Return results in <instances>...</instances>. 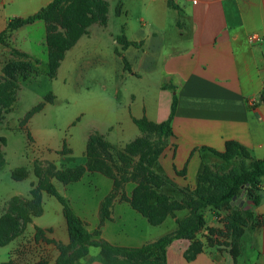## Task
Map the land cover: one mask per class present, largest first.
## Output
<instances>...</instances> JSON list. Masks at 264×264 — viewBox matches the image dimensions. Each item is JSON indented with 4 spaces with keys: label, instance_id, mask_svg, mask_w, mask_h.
Masks as SVG:
<instances>
[{
    "label": "crops",
    "instance_id": "obj_1",
    "mask_svg": "<svg viewBox=\"0 0 264 264\" xmlns=\"http://www.w3.org/2000/svg\"><path fill=\"white\" fill-rule=\"evenodd\" d=\"M53 1L0 0V33L10 20L32 16ZM171 1L109 0L107 25L90 28L66 52L55 78L59 77L67 58L72 66L78 63L85 69L98 62L117 61L110 66L112 80L117 85L116 93L112 100L108 98L110 108H100L107 120L101 126L93 123L81 137L78 145L81 155L76 165H70L74 160L72 144L55 157L52 153L50 157H44L45 160L57 165L58 169L85 165L88 141L94 131L113 146L125 147L142 136L135 120L146 118L161 123L170 118L174 95L177 96V106L171 121L173 135L157 163L158 171L173 183L194 186L207 159L211 158V153L202 149L224 152L228 141L243 145L254 159H264V0ZM136 9L139 12L133 15ZM35 25L41 26V20ZM252 35L260 39L252 40ZM121 36L130 44L121 43L118 39ZM93 38L98 43L90 45ZM107 42L112 45L111 50ZM103 77L99 84L103 90H108L112 81ZM127 78L135 80L133 89L125 92L127 88L124 87L122 93L123 81ZM43 96V93L38 95V103ZM56 99L54 94V101L46 103L29 119L27 129L31 131L28 138L31 145L51 148L42 140L40 129L48 106ZM92 103L88 110L98 114L99 106L95 101ZM128 133L133 138L126 143L124 138ZM86 180L95 185L93 189L79 186ZM53 183L85 222L88 231H98L96 239L126 248H139L159 239L154 237L152 230L156 226L122 199V194L129 198L132 193L124 188L110 207V217L101 220L102 202L114 187L110 177L87 172L77 182ZM261 186L263 190L264 180ZM260 194L259 205H250L253 218L245 227L242 237L244 251L237 264H264V190ZM15 195L26 196L18 192L10 198ZM50 197L53 196L43 193L44 212L34 217L32 223L35 229L43 230L40 240L35 233L38 243L52 244L57 248L52 257L56 261L60 255L57 245H67L70 239L62 205L55 197L59 204ZM257 218L263 219V223L259 224ZM189 245L186 239L172 242L167 248L168 264H236L233 258L225 260L208 250L188 261L184 253ZM92 248L98 250L93 251L92 259L86 264H109L98 247L90 248V257ZM119 259L117 264H131L126 258ZM137 264L156 262L146 260Z\"/></svg>",
    "mask_w": 264,
    "mask_h": 264
},
{
    "label": "trees",
    "instance_id": "obj_2",
    "mask_svg": "<svg viewBox=\"0 0 264 264\" xmlns=\"http://www.w3.org/2000/svg\"><path fill=\"white\" fill-rule=\"evenodd\" d=\"M67 2L71 4L65 8L64 3ZM108 9L109 3L106 0H54L32 16L10 20L6 29L0 33V44L3 43L8 31L43 20L47 25L50 77L55 78L66 52L86 34L87 28L96 22L103 25L108 23ZM118 39L126 46L130 44L124 36ZM8 75L14 77L13 73H8ZM52 101L54 97L52 100L47 99L39 103L30 110L28 118L41 111L46 103ZM176 106L177 96L174 95L171 116L164 122L155 123L146 118L135 120L142 136L123 148L113 146L104 136L94 131L88 141L85 165L58 169L51 164L46 170L39 169L36 165L34 175L39 179V183L30 190L31 197L13 196L0 217V246L13 241L29 223H32L34 217L43 214L42 196L44 192L55 197L62 205L70 239L67 245H57L60 255L54 264H73L86 257L91 247H98L102 257L109 264H114L120 257L126 258L131 264L146 260H153L156 264H168V246L175 240H195V235L204 226L206 209H220L226 205L229 206L234 197L238 198L248 192L252 197V203L259 205L260 193L263 191L261 185L264 180V159H254L247 148L235 141H228L224 152L210 148H204L202 151L207 150L225 162L236 161L243 164L249 161L250 164L247 167L236 169L228 174H220V172H211L207 165H204L197 179L198 187L195 194L188 196L184 201H177L162 191L165 186L173 188L175 186L169 178L158 171L157 163L168 145L169 137L173 135L171 121ZM152 135L156 136L157 142H153ZM1 143L6 144L5 138H2ZM4 163L0 146V170ZM20 169L23 171L22 176L17 175ZM24 169L22 167L15 169L12 177L15 180L25 179L27 171ZM87 172H99L110 177L114 182L112 193L102 202V221L110 217V207L114 199L129 182L134 183L135 188L129 198L122 194V199L127 200L151 225L162 224L168 217L183 208L188 207L191 211L190 215L184 220H178V229L175 232L139 248L114 246L105 240L96 239L98 231L95 233L88 231L85 222L76 214L69 201L60 194L51 181V178H55L63 184H69L79 181ZM44 174H48L49 177L43 178ZM247 213L253 218L252 212ZM257 221L259 224L263 223V219L257 218ZM236 225L234 222L230 224L233 236L243 231ZM42 235L43 230L36 227V238ZM201 248L200 243L195 241L185 251V258L188 261L193 260L201 252ZM233 255L236 254L233 253Z\"/></svg>",
    "mask_w": 264,
    "mask_h": 264
},
{
    "label": "rangeland",
    "instance_id": "obj_3",
    "mask_svg": "<svg viewBox=\"0 0 264 264\" xmlns=\"http://www.w3.org/2000/svg\"><path fill=\"white\" fill-rule=\"evenodd\" d=\"M106 1L109 3V0ZM70 4L64 3L65 8ZM135 12L137 13L139 10H133V15ZM41 22V26H36L35 22L8 31L3 43L0 44V146L4 160L6 155L5 163L0 170V217L5 212L12 195L20 192L26 195L23 196L24 198L31 197L30 190L38 186L39 183V179L34 176L35 166L46 170L53 164L45 160L44 157H50L51 153L55 157V154H59L65 147L70 148L72 144L74 160L70 161V165L78 163L81 155V150L78 148L81 137L90 130L93 123L101 126L102 122L107 120L100 108H110L107 106L109 104L107 103L108 98L112 100L113 94L116 93L117 85L115 80H112L110 66L117 61L113 63L111 61L109 64H106L105 61L98 62L92 68L85 69L81 68L78 63L76 64L77 67L76 65L72 66L67 58L61 67L59 77L51 78L48 67L47 25L43 20ZM106 25L100 22L93 23L87 28L86 34L92 27ZM97 43V40L93 38L89 44ZM107 47L110 50L113 48L110 42H107ZM110 50L109 52H111ZM80 64L83 65L82 62ZM8 73H13L14 77H10ZM103 76L109 77L112 81L108 90H103L102 85L99 84V81L104 78ZM133 81H135L133 78L125 79L121 92L123 93L124 87L127 88L125 92H131ZM42 93L44 96L39 103L47 99L52 100L54 94L57 97L55 102L48 106L44 118L45 122L40 129L43 136L42 140L51 147L50 149L33 146L28 141L29 133H31L30 129H27V123L30 119L28 114L39 104L38 95ZM101 95L105 96L101 97ZM92 101H95L96 106H99L98 114L88 110L89 105L93 104ZM111 102V108L114 109L115 106ZM3 136L8 139V143L5 145L1 143L2 138H5ZM132 138L133 135L128 133L124 141L128 143ZM151 139L153 142L158 141L154 135ZM210 156L211 158H208L206 162L207 167L211 172H220V174H228L250 164L249 161L243 164L236 161L225 162L213 154ZM53 165L58 168L57 165ZM21 166H25L22 168L27 171V177L30 175L31 180L34 178V181H31L30 177L24 181L13 179V169ZM17 175L22 176L23 171L18 170ZM42 177L48 178L49 175L44 174ZM51 181L56 182L58 180L51 178ZM197 184L196 181L194 186L184 187L174 183V188L165 186L162 191L177 201H184L188 196L195 194ZM79 186H83L85 189H93L95 185L86 180ZM134 188L135 184L132 182L124 187L125 190L130 191ZM250 196L248 192L244 194V197H238L235 201L232 200L229 206L226 205L220 209H206L203 228L195 235V240L186 239L190 242L189 247L195 241L199 242L202 247L201 251L208 250L225 260L233 258L237 264L240 254L244 251L242 237L245 227L251 223L252 219L247 213L252 212L250 207L252 197ZM50 198L59 204L54 197ZM190 212L188 207L176 211L165 222L152 229L154 237L160 238L175 232L178 229V220L186 219ZM39 222H42V219ZM231 222L237 224L236 227L243 229L242 233L238 232L234 235L235 238L231 235ZM35 233L34 224L29 223L13 241L0 246V264H54L55 261L52 257L57 248L52 244H39L37 240L40 238L36 240ZM94 250L97 251L98 249L92 248V252ZM233 253L236 255L234 256ZM93 255L94 252L91 253V257L88 254L73 264H86ZM151 262L154 261L151 260Z\"/></svg>",
    "mask_w": 264,
    "mask_h": 264
},
{
    "label": "built area",
    "instance_id": "obj_4",
    "mask_svg": "<svg viewBox=\"0 0 264 264\" xmlns=\"http://www.w3.org/2000/svg\"><path fill=\"white\" fill-rule=\"evenodd\" d=\"M195 1V0H194ZM196 2V1H195ZM252 40H259L260 38L257 36V35H252L251 37H250ZM252 105H253V103H252ZM263 190H264V187H263Z\"/></svg>",
    "mask_w": 264,
    "mask_h": 264
},
{
    "label": "water",
    "instance_id": "obj_5",
    "mask_svg": "<svg viewBox=\"0 0 264 264\" xmlns=\"http://www.w3.org/2000/svg\"><path fill=\"white\" fill-rule=\"evenodd\" d=\"M240 197H244V193L240 196ZM237 199V197L233 198V201H235ZM240 199V198H239Z\"/></svg>",
    "mask_w": 264,
    "mask_h": 264
}]
</instances>
